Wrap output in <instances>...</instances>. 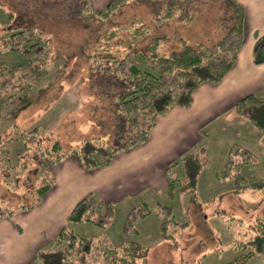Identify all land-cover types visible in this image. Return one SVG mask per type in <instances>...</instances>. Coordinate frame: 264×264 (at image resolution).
Here are the masks:
<instances>
[{
    "label": "rangeland",
    "instance_id": "374dc122",
    "mask_svg": "<svg viewBox=\"0 0 264 264\" xmlns=\"http://www.w3.org/2000/svg\"><path fill=\"white\" fill-rule=\"evenodd\" d=\"M1 1L9 9H14V16L9 21L8 15L0 9V30L3 24L6 30L9 23L13 25L16 22L38 25L51 36L55 58L45 68L38 82L2 103L0 136L3 137L13 125L27 129L36 124L45 125L53 132L52 137L57 136L66 148L77 146L82 139L95 135H104L108 140L115 141L122 128L113 97L122 88V83L113 72L95 63L94 55L101 46L94 50L96 44L93 46V43L97 40L99 30L102 34L110 26L124 27L132 21H135L136 26H148L145 32L140 27L142 32L136 41L124 27L115 38H118L120 45L115 46L112 42L114 39L109 41L111 48L115 50L119 47L120 55L132 48L148 52L150 40L160 37L156 48L160 55L180 50L186 44L217 41L230 26L233 12L230 0H193V18L189 21L160 20L157 17L168 0H128L110 18L88 21L82 16V0ZM89 2L94 9L101 10L109 0L100 8H96L91 0ZM31 5L55 6L49 7V12H46L48 20L42 16L44 12L41 14L40 10L37 11L39 7L32 6L33 10H30ZM67 9L75 16L69 17ZM129 40L132 45L128 44ZM105 43L103 40L102 47H105ZM90 44L92 48L86 49V45ZM137 56L141 58L139 54ZM22 62L24 59L18 52L0 50V64ZM213 132L208 130V136L177 159L182 163L184 155L193 153L200 162L197 184L192 190L177 189L172 199L150 192L127 195L113 203L112 218L106 226L83 221L71 222L68 228L82 236L106 233L114 243L122 240L139 241L147 247V253L139 259L138 264H224L239 252L233 241L240 232H245L248 220L258 216L264 218V192L249 188L242 192H226L233 182L218 179L217 172L224 167L230 146L238 142L256 156L255 160L240 166V173L247 183L264 181V132L250 120L230 122L220 132L216 130L214 135L211 134ZM0 145L1 151L4 146L1 140ZM18 151H23L22 142H10L9 164L0 167L2 210H20L22 203L30 205L32 202L24 200H32L30 191L38 185L37 173H40L41 168L37 150L29 149L28 154L22 156V160L26 156L34 159L28 167H4L16 163ZM183 167L182 164L177 171L183 172ZM142 201L150 204L151 211L137 220L136 231H126L124 223L128 211ZM166 204L171 206L172 220L167 221L166 233L169 237L165 238L160 223L164 217L161 206ZM112 252L110 246L104 247L102 264H112ZM248 264H264V252L251 257Z\"/></svg>",
    "mask_w": 264,
    "mask_h": 264
},
{
    "label": "trees",
    "instance_id": "16d2710c",
    "mask_svg": "<svg viewBox=\"0 0 264 264\" xmlns=\"http://www.w3.org/2000/svg\"><path fill=\"white\" fill-rule=\"evenodd\" d=\"M192 1L168 0L157 18L189 21L193 18ZM127 2L128 0H109L104 9L97 10L91 6L89 0H82V16L88 21L108 19L120 5ZM230 3L233 9L232 22L217 41L210 44L204 42L195 45L186 44L184 48L172 50L167 54H157L156 48L160 37L150 40L148 52L132 48L120 55L119 47L115 50L111 48L109 41L120 35L119 32L124 30V27L129 30L126 32L131 34L133 41L137 40L142 31L141 26L134 25L135 21L124 27L123 25L110 26L102 34L99 30L93 49L97 50V46L101 48L92 55L96 57V66L106 67L122 83V88L113 94L115 110L122 123L121 131L115 141L108 140L104 135H95L82 139L77 146L66 148L57 136L52 137L53 132L49 131L45 125L36 124L29 129L13 125L3 137L0 136L4 145L0 151V167L3 166L2 164H9V144L16 140L22 142L23 151L16 152L17 160L13 166L4 165V167H28L34 159H28L30 156H26L22 160V156L27 155L29 149H33L38 152L35 154L39 157L38 162L41 168L40 173H37L38 185L30 191L32 200H24V202L32 203L30 205L22 203L20 210H27L37 205L46 191L52 187L54 184L50 167L52 164L73 154L87 169L105 166L110 163L117 151L136 147L144 142L149 137L157 115L175 106H188L192 100V91L201 82L220 81L234 64L244 37L245 9L238 0H230ZM6 13L10 19L13 18L12 9L7 10ZM141 28L145 32L149 27ZM103 40L106 41L105 47H102ZM112 42L115 46L120 45L118 38ZM128 44L132 45V41L129 40ZM91 45H86V49H90ZM4 49L18 52L24 62L0 64V119L2 103L18 95L24 88L38 82L43 77L45 68L55 58L49 33L30 22L11 24L10 32L0 37V50ZM114 51L116 53H113ZM253 59L255 63L264 62V33L255 41ZM235 108L264 132V99L250 93L242 97ZM255 159L256 156L249 148L234 142L228 150L224 167L217 172L218 179L231 180L233 185L228 189L231 192H242L247 188L264 192L263 180L247 183L239 170L241 165ZM177 164L178 161H174L166 167L168 183L164 193L167 199H172L177 189L192 190L196 186L201 168L197 156L193 153H187L182 157L184 171L181 175L174 170ZM170 207L169 204L161 206L164 217L160 228L165 238L169 237L166 233L167 221L172 220ZM16 210L18 209H0V218ZM113 211V202L105 201L97 195L87 194L73 205L67 220L88 221L106 226L111 221ZM150 211L151 206L145 201L132 206L126 215L124 229L136 231L137 220ZM239 220L243 219L239 218ZM246 228L245 232H240L233 241L234 247L239 252L224 264H248L251 257L264 252V218L258 216L249 219ZM107 245L113 250L110 254L112 264H138L139 259L147 253V247L136 240H122L114 243L106 233L82 236L63 226L52 241L38 249L35 257L24 264H102L101 256Z\"/></svg>",
    "mask_w": 264,
    "mask_h": 264
},
{
    "label": "crops",
    "instance_id": "0c3cea01",
    "mask_svg": "<svg viewBox=\"0 0 264 264\" xmlns=\"http://www.w3.org/2000/svg\"><path fill=\"white\" fill-rule=\"evenodd\" d=\"M91 1L100 8L108 0ZM238 1L246 13L244 37L235 62L224 77L216 83L201 82L192 91L188 106H175L157 115L149 137L136 147L117 151L109 164L87 169L73 154L52 164L54 184L41 202L0 218V264H24L34 258L61 227L72 224L67 215L87 194L113 203L137 193L165 196L166 167L178 161L174 170L181 175L177 169L182 163L177 159L208 136V130L214 135L230 122H249L235 105L250 93L264 97V62L255 63L253 59L255 41L264 33V0ZM32 6L39 7L37 11L44 12L42 16L48 19L49 7L55 5H31L30 10ZM0 9L5 13L10 10L4 1L0 2ZM67 15L75 16L69 9ZM10 27L9 23L5 30L3 24L0 37L8 34Z\"/></svg>",
    "mask_w": 264,
    "mask_h": 264
}]
</instances>
